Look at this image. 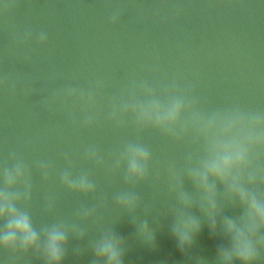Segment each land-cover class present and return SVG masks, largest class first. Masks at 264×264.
Listing matches in <instances>:
<instances>
[{"label": "water", "instance_id": "water-1", "mask_svg": "<svg viewBox=\"0 0 264 264\" xmlns=\"http://www.w3.org/2000/svg\"><path fill=\"white\" fill-rule=\"evenodd\" d=\"M174 99L177 121L141 112ZM233 139L252 163L222 179ZM5 187L38 247H0V264H56L53 232L60 264H110L109 243L122 264H241L228 224L264 238L240 199L264 206V0H0Z\"/></svg>", "mask_w": 264, "mask_h": 264}, {"label": "clouds", "instance_id": "clouds-1", "mask_svg": "<svg viewBox=\"0 0 264 264\" xmlns=\"http://www.w3.org/2000/svg\"><path fill=\"white\" fill-rule=\"evenodd\" d=\"M182 102L179 99H174L167 105H161L158 101H153L147 106L141 108V112L145 113L149 109H155L158 112L162 111L164 120L177 121ZM215 117L210 116L205 120L206 124L214 122ZM253 119H255L253 117ZM163 127V123L160 124ZM223 149L222 155H219L217 160L212 164V170L216 172L222 179L230 174L233 170H243L252 163L251 155L248 148L238 139H233L221 144ZM139 154L147 156L146 149H140ZM6 179V183H7ZM16 192H10L5 187L0 191V199L5 203L0 204V220L5 222V230L0 231V247L5 250L15 252L17 248V240L23 241L24 250L29 247H38L37 231L34 229L30 215L26 211H21L11 201L18 196ZM241 202L248 208V214L252 219L253 225L257 223L264 224V206H261L255 196L249 198L244 192H240ZM7 208V212L5 211ZM229 231L235 230V259L241 264H256L259 259L256 243L261 244L264 248V238L258 237L255 233L245 235L242 231L235 228L232 223L228 224ZM199 227L194 221L184 225L183 235L178 237L180 240L181 251L191 246L192 235L198 233ZM66 245L63 233L53 232L49 242V259L60 264L62 259V249ZM101 251L104 256L110 261V264H122L119 251L113 244H105Z\"/></svg>", "mask_w": 264, "mask_h": 264}]
</instances>
